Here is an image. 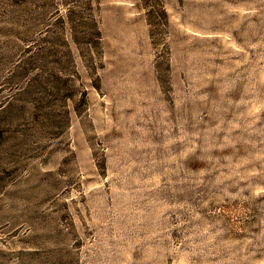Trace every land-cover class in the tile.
<instances>
[{"label": "rangeland", "instance_id": "obj_1", "mask_svg": "<svg viewBox=\"0 0 264 264\" xmlns=\"http://www.w3.org/2000/svg\"><path fill=\"white\" fill-rule=\"evenodd\" d=\"M0 264H264V0H0Z\"/></svg>", "mask_w": 264, "mask_h": 264}]
</instances>
